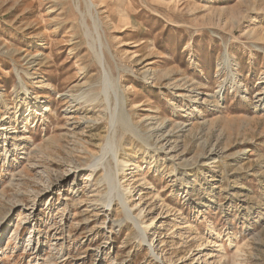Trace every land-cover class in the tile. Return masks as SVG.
Returning a JSON list of instances; mask_svg holds the SVG:
<instances>
[{
  "label": "rangeland",
  "instance_id": "rangeland-1",
  "mask_svg": "<svg viewBox=\"0 0 264 264\" xmlns=\"http://www.w3.org/2000/svg\"><path fill=\"white\" fill-rule=\"evenodd\" d=\"M82 17L134 127L118 179L146 242L97 201ZM0 119V264H264V0H0Z\"/></svg>",
  "mask_w": 264,
  "mask_h": 264
},
{
  "label": "bare ground",
  "instance_id": "bare-ground-1",
  "mask_svg": "<svg viewBox=\"0 0 264 264\" xmlns=\"http://www.w3.org/2000/svg\"><path fill=\"white\" fill-rule=\"evenodd\" d=\"M88 2H86L87 13L93 21L94 32L96 33L98 27L97 18L94 15V5L91 1L89 3ZM81 23L84 29V35L86 39L89 40V47L94 52L103 70V90L102 92H98L95 94H84V92H80L77 95H70V99L71 101L83 99L84 102L90 103L91 105L94 103H100L102 106L100 113L102 114L106 122V134L103 141L99 145V152L96 154H92L93 159L91 165L93 171H95L97 168L103 170L101 182L107 184V190L104 194L99 196L97 201H100L102 207L106 208V210L108 211L112 210V204L116 202L120 208V211L124 215L122 219H119V221H117V225L120 226L122 223L129 221L135 228L139 240H141L142 242H146V231L149 225H145L144 221H142L141 219L142 210L138 212L137 215H133L132 208H130V205L127 202V194L130 191L125 186H123L122 183L120 184L118 179L120 172H122L124 166L126 165V162L120 159L118 155L120 146L116 139L117 128L121 127L123 131L134 133V127L131 126L123 109L124 96L120 88L118 87V84H116V82L114 83V80L111 79V75L106 68V64L102 60L100 51L96 50L97 45L95 43V40L100 41L99 33L93 35L90 31V28H88V25L84 22L83 17L81 18ZM100 47L101 45L99 44V48ZM17 74L21 79L20 74L18 72ZM19 86L21 87L22 85L19 83ZM6 129L7 128L4 127L0 122V134L4 135V143L7 140L5 132ZM6 145L7 144H5L4 146L6 147ZM5 154H9L8 149L5 150ZM89 206L95 207V204L92 202ZM150 246L151 244H148V247L152 253L153 249Z\"/></svg>",
  "mask_w": 264,
  "mask_h": 264
}]
</instances>
